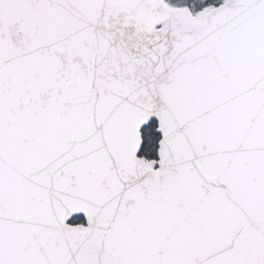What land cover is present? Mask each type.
Segmentation results:
<instances>
[{
    "label": "snow or ice",
    "instance_id": "obj_1",
    "mask_svg": "<svg viewBox=\"0 0 264 264\" xmlns=\"http://www.w3.org/2000/svg\"><path fill=\"white\" fill-rule=\"evenodd\" d=\"M0 264H264V0H0Z\"/></svg>",
    "mask_w": 264,
    "mask_h": 264
}]
</instances>
